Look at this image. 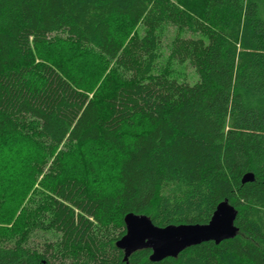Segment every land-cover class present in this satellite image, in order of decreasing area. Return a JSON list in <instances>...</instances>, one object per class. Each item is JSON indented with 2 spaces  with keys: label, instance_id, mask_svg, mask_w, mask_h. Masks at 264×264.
Returning a JSON list of instances; mask_svg holds the SVG:
<instances>
[{
  "label": "trees",
  "instance_id": "obj_1",
  "mask_svg": "<svg viewBox=\"0 0 264 264\" xmlns=\"http://www.w3.org/2000/svg\"><path fill=\"white\" fill-rule=\"evenodd\" d=\"M168 23L202 35L171 47L196 83L152 73ZM53 36L102 54L100 74L47 60ZM2 140L17 149L4 171L25 153L50 209L0 231V264H264V0H0ZM99 163L112 166L105 182ZM225 199L240 229L229 240L162 261L146 248L125 261L115 243L128 212L203 225ZM112 223L120 235L98 239ZM40 230L59 238L40 250Z\"/></svg>",
  "mask_w": 264,
  "mask_h": 264
},
{
  "label": "rangeland",
  "instance_id": "obj_2",
  "mask_svg": "<svg viewBox=\"0 0 264 264\" xmlns=\"http://www.w3.org/2000/svg\"><path fill=\"white\" fill-rule=\"evenodd\" d=\"M139 35L143 33L144 26L141 25L137 28ZM157 35L160 39L159 44L157 46L158 56L155 61V71L152 72L154 75L159 73H165L166 76L174 77L181 82L187 81L191 84L196 83L198 80V76L195 73V69L188 62L179 63L177 60L171 58V47L174 40L179 37H201L199 33L192 34V32L188 31L186 28L179 29L178 26L168 23V25H163L159 30H157ZM51 47H48L47 51V60H53L57 58L64 64H70L71 67H76V72L80 75L87 77L88 74H100L102 66V60L104 62V57L102 54L98 53L97 50L93 49L91 46H84L83 44H77L74 42H70L66 39L60 40L57 39L56 36H53L50 44ZM49 61V62H50ZM2 144L0 147V160L2 163L0 164V183H1V192L3 191L5 196H0V231L5 229V227H12L15 220L19 217H23L24 213H28L27 219L31 218L36 219L37 215L44 214L46 209H50L49 205H47V196L48 192L46 189L41 187V176L36 175H27L24 174V168L27 167V163L29 162L28 156H23L25 153L18 150L19 154L14 160L10 161V168L7 171H4V166L6 161V155L9 151L13 150L17 152L16 147L11 145L10 143L1 141ZM61 151H68V149L64 147H59ZM23 154V155H22ZM23 156V157H22ZM21 157V158H20ZM20 158V159H19ZM35 162H33L34 164ZM36 165V164H35ZM76 165V164H75ZM69 165L68 169H72L73 166ZM41 164L38 163L37 168H40ZM8 167V166H7ZM48 165L43 166V171L47 169ZM20 168L19 170H16ZM79 167H74V172L78 170ZM112 166L110 163L103 165L102 163L97 164L96 172L97 175L100 176L102 181H106L111 178L112 175ZM69 169V170H70ZM80 171V169H79ZM17 172L20 174L16 177ZM78 172V171H77ZM86 176V172H84ZM109 180L108 182H110ZM11 218L10 222H6L7 218ZM10 216V217H9ZM5 218V219H4ZM34 219V220H35ZM97 238L109 240L115 236H119L122 229L117 226V224L112 223L108 224V226H99L97 227ZM1 233V232H0ZM1 236V235H0ZM59 238V233L52 231H44L40 230L34 232V235L30 237V243L32 245L37 246L38 249L44 250L45 242H50L51 245H54L55 242Z\"/></svg>",
  "mask_w": 264,
  "mask_h": 264
},
{
  "label": "water",
  "instance_id": "obj_3",
  "mask_svg": "<svg viewBox=\"0 0 264 264\" xmlns=\"http://www.w3.org/2000/svg\"><path fill=\"white\" fill-rule=\"evenodd\" d=\"M255 175L247 172L241 183L254 181ZM238 211L228 200L221 201L214 210L208 222L185 225L168 224L158 227L152 219L144 214H125L124 225L126 233L115 241L118 248L124 253V260L128 261L129 255L139 249H148L152 261H162L192 245L202 244L213 240L216 244L225 239H231L239 232V227L234 224Z\"/></svg>",
  "mask_w": 264,
  "mask_h": 264
}]
</instances>
